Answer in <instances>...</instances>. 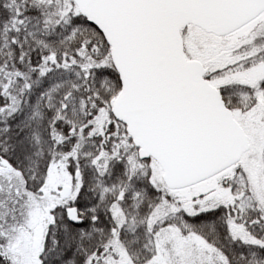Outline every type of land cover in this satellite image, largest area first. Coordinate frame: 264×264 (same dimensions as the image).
Listing matches in <instances>:
<instances>
[{
  "label": "snow or ice",
  "instance_id": "1",
  "mask_svg": "<svg viewBox=\"0 0 264 264\" xmlns=\"http://www.w3.org/2000/svg\"><path fill=\"white\" fill-rule=\"evenodd\" d=\"M0 264H264V0H0Z\"/></svg>",
  "mask_w": 264,
  "mask_h": 264
}]
</instances>
